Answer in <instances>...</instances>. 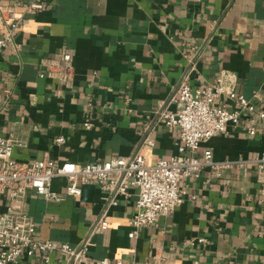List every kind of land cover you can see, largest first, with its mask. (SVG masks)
I'll list each match as a JSON object with an SVG mask.
<instances>
[{
	"label": "crops",
	"instance_id": "obj_1",
	"mask_svg": "<svg viewBox=\"0 0 264 264\" xmlns=\"http://www.w3.org/2000/svg\"><path fill=\"white\" fill-rule=\"evenodd\" d=\"M31 0H0V5ZM0 50V135L15 134L17 160L89 163L140 150L150 161L182 155L180 128L161 111L181 80L195 88L224 75L264 107V0H43ZM66 50L74 79L41 76ZM235 78H233V75ZM173 108L176 105H172ZM91 120L92 128L84 127ZM64 136L65 142L57 138ZM150 137L153 142L148 143ZM215 159H250L264 151V119L250 133L229 123L202 142ZM68 179L53 188L66 191ZM183 202L137 234V188L113 193L99 182L78 197L47 200L30 190L26 209L44 239L78 245L91 236L90 259L136 264H264V189L250 162L221 178L209 169L181 181ZM4 196L0 207L7 209ZM101 218L106 224L99 223ZM203 238L204 240H200ZM65 258L55 252L51 264ZM26 257L21 264H35Z\"/></svg>",
	"mask_w": 264,
	"mask_h": 264
},
{
	"label": "built area",
	"instance_id": "obj_2",
	"mask_svg": "<svg viewBox=\"0 0 264 264\" xmlns=\"http://www.w3.org/2000/svg\"><path fill=\"white\" fill-rule=\"evenodd\" d=\"M43 7V0L0 5V50L16 47V31L24 25L28 13ZM61 58L64 63L54 59L55 63L41 76H53L70 84L74 79L72 54L64 50ZM254 97H260L259 93ZM255 99L237 92L224 75L213 83L195 88L189 81V75H185L168 106L161 111L166 125L180 128L179 149L184 153L160 157L156 161H150L140 150L89 163H59L51 158L20 161L13 152L15 147L23 146L24 141L15 134L0 135V203L4 196L8 200L6 210L0 207V264H21L26 257H35V264H51L55 252L65 258L60 264H84L90 259L91 236L78 245H72L68 242L58 244L39 235L37 223L26 209L30 190L47 200H63L68 196H80L85 184L99 182L113 193L110 202L114 204L118 195L128 196L132 188H137L138 211L130 221L134 228L130 235L135 236L140 226H150L161 216L174 212L184 200L181 181L190 176H200L204 170L209 169L214 178H221L228 169L240 166L246 170L252 162L264 189V151L250 159H215L210 148L204 151L203 156L198 154L202 142L224 132L229 123H241L248 132L254 133L259 120L264 119V107ZM83 124L87 129L93 126L91 120ZM57 141L65 142L64 136H59ZM146 141L153 142L150 137ZM58 176L68 179L64 193L53 188V180ZM106 222L103 218L99 220L101 224ZM99 263L113 264L108 257ZM114 264L136 263L117 258Z\"/></svg>",
	"mask_w": 264,
	"mask_h": 264
}]
</instances>
